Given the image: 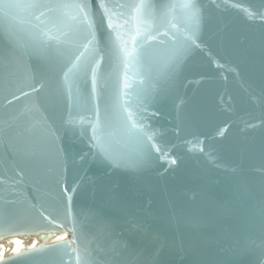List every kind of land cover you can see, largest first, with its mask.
I'll use <instances>...</instances> for the list:
<instances>
[{
  "label": "water",
  "instance_id": "1",
  "mask_svg": "<svg viewBox=\"0 0 264 264\" xmlns=\"http://www.w3.org/2000/svg\"><path fill=\"white\" fill-rule=\"evenodd\" d=\"M63 2H86L94 25L106 28L111 18L112 27L106 35L110 34L114 48L98 75L109 82L119 75L121 103L126 108L122 115L131 113L129 120L140 125L151 141L124 136L117 122L110 130V140L118 159L111 166L107 158L95 155V148L89 151L95 144L92 126L97 123L92 111L77 114L63 104L52 110L41 102L44 92L38 96L26 86L28 97L20 96L15 87L8 90L20 96L8 105L12 96L0 81V129L5 127V111L23 113L24 118L40 120L53 131L59 129V162L50 175L69 189L64 193L54 182L31 172L16 177L13 143L0 133V206L7 199H16L30 209L27 217L13 226L0 224L3 256L14 258L17 253L36 250L46 256L57 246L63 264H114L111 250L120 235H128L129 220L136 217L147 220L160 234L167 264H250L251 255L230 250L248 240L260 243L259 218L251 214L249 197L234 196L233 190L247 182L258 203L264 182V173L259 171L264 167V68L260 55L264 24L255 17L258 10L264 11V0H199L205 12L196 35L205 47L188 61L178 94L187 101L186 112L204 103L211 107L212 118L202 123L196 117L190 130L180 132L176 131L182 125L174 97L161 103L137 98L134 90L150 91L151 85L124 55L123 42L137 32L164 33L173 23L182 29L187 10L178 5L188 0H103L104 7L101 0ZM141 3L145 7H130ZM65 12L76 14L72 9ZM16 15V20L7 23L0 16V63L6 55L19 57L31 70L35 59L28 57L25 41L36 22L31 21L27 9L18 10ZM128 47L130 50V43ZM234 47L251 48L253 55L245 60ZM73 81L70 73L66 83ZM146 151L150 158L145 157ZM85 154V160L80 161ZM68 196L71 201H67ZM33 204L37 209L43 205L45 216L50 214V218H41L31 208ZM220 208L227 211L220 212ZM104 217L116 225L107 234L100 223ZM52 219L56 222L51 223Z\"/></svg>",
  "mask_w": 264,
  "mask_h": 264
},
{
  "label": "snow or ice",
  "instance_id": "2",
  "mask_svg": "<svg viewBox=\"0 0 264 264\" xmlns=\"http://www.w3.org/2000/svg\"><path fill=\"white\" fill-rule=\"evenodd\" d=\"M100 6L104 7L103 0ZM178 6L187 10L182 29L173 23L169 31L164 33L157 31L156 35H152L137 32L136 36L123 42V52L142 70V75L151 85L150 91L143 88L134 90L138 99L143 96L155 103H161L174 97L182 125L176 131L180 132L190 130L196 117L202 123L210 122L212 109L209 105L201 103L194 105L191 112H186L187 101L178 94V85L184 78L188 61L197 50H203L205 47L203 41L196 35L204 19L203 4L199 0H188ZM130 7L138 10L145 5L132 4ZM87 8L86 2L68 4L63 0H48V2L40 3L33 0V2L22 4L19 0H0V16L6 23L16 20V13L20 9L29 10L31 21L36 22L35 30L25 41L27 55L30 59H35V66L29 70L23 64L22 58L6 55L0 63V81L5 91L15 87L20 96H29V92L24 90L25 86L38 96L44 92L46 95L41 102L52 110L63 104L65 108H70L77 114L92 111L97 118V123L92 126V139L95 144L89 151L95 148V155L107 158L112 166L118 159L110 140L113 135L110 130L114 124L118 122L123 135L135 137L138 142L151 141V137L140 125L129 120L131 113H128V116L122 115L126 108L121 103L119 75L111 82L103 80L102 75H98V69H101L106 58L111 57L114 48V41L110 34L106 35L108 28L112 27V21L108 17L106 28L102 24L94 25L93 20L89 19L93 14L89 13ZM65 9H72L76 14L69 15ZM255 17L264 24V11L258 10ZM157 37L162 38L157 39ZM233 50L245 60L253 55L251 48L234 47ZM208 55L211 57V52ZM260 55L262 68H264V31L260 35ZM70 73L73 74L74 81L66 83ZM75 80L80 83L76 84ZM188 83L192 81L188 80ZM124 87H129L126 73ZM8 95L12 96V100L7 101L8 105H11L13 100L20 99L14 91H8ZM3 124L5 127L0 129V133L12 141L15 149V176L23 177L31 172L41 179L47 178L54 182L62 188L64 193H67L69 189L61 183L60 179L50 175L59 162V148L56 145L59 129L53 131L40 120L27 119L24 118L23 113L14 115L8 111L4 113ZM223 131L221 130L219 134L223 135ZM189 134L192 133L189 131ZM147 146L150 150V143ZM9 155L13 154L9 153ZM86 155H81L80 161H84ZM144 155L150 158L148 151ZM259 171L264 173V167ZM2 181L3 178H0V182ZM233 195L249 197L251 214L253 217L258 215L259 218L260 243L248 240L242 247L233 248L230 251L233 254L251 255L250 264H264V182L261 183L258 203L254 200V190L247 182L235 185ZM71 199V196L67 197V201ZM31 208L36 209L41 218H50V214L45 216L47 209L43 205L37 209V205L33 204ZM29 211V208L22 206L16 199H7L0 206V224L11 227L16 221L25 219ZM219 211L227 210L220 208ZM65 216H67V204ZM50 222L56 221L52 219ZM100 223L106 234L114 231L116 226L108 217L102 218ZM60 227H63V224ZM127 233L128 235L119 236V240L111 250L114 264H167L163 259V249L166 245L160 234L147 220L132 217L129 220ZM56 249L57 246H53L46 256L42 255L41 250L17 253L14 258L0 255V264H13V262L16 264H63ZM84 256H88L87 249L84 251ZM84 264H87V261H84Z\"/></svg>",
  "mask_w": 264,
  "mask_h": 264
},
{
  "label": "bare ground",
  "instance_id": "3",
  "mask_svg": "<svg viewBox=\"0 0 264 264\" xmlns=\"http://www.w3.org/2000/svg\"><path fill=\"white\" fill-rule=\"evenodd\" d=\"M3 246L0 245V255H3Z\"/></svg>",
  "mask_w": 264,
  "mask_h": 264
}]
</instances>
